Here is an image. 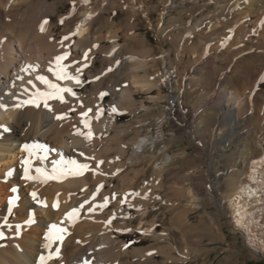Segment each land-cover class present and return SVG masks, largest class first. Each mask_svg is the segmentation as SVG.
<instances>
[{
  "label": "rangeland",
  "instance_id": "obj_1",
  "mask_svg": "<svg viewBox=\"0 0 264 264\" xmlns=\"http://www.w3.org/2000/svg\"><path fill=\"white\" fill-rule=\"evenodd\" d=\"M27 4L29 18L50 24L53 38L62 44L59 49L68 48L71 53L77 51L81 56L87 53L88 72L83 75L85 86H77L76 90L91 104L95 97L92 94L94 83L100 82L99 98L104 116L110 115L114 125L98 128L92 114L93 104L86 111L88 114L84 119L91 125V131L94 126L97 128L92 131L95 137L91 135L88 144L93 143V147L84 149L83 162L90 166L83 175H73L75 179L83 178L85 185L56 182L42 195V200L49 199L50 207L57 211L56 217L73 209L87 215L99 210L97 207L103 204L100 210L107 220L100 222L109 224L115 241L110 248L114 245L116 249V252L109 249L102 253L107 259L106 264H153V260L158 264H264V244L260 248L251 245L245 230L233 223L229 205L237 185L231 179V173L241 167L235 159L240 146L232 139L226 144L219 141L215 128L216 105L208 99L224 78L228 84L234 83V92L244 93L242 89L238 90L240 85L235 81L237 71L243 73L244 62L250 56L255 55L257 67L263 66L264 39L259 34L264 23V0L93 1L90 7L96 14L85 34V42L76 51L77 37H73L69 29L74 23L71 17L79 15L81 9L77 0H28ZM195 24L200 35L191 29ZM66 36L71 40L70 44L64 39ZM113 46L116 54L109 60L105 52ZM202 47L207 52L203 53L204 60L213 61L217 66L215 86L212 83L206 85L203 79L200 84L195 82L202 74L200 68L204 60L199 58ZM260 61L263 63H258ZM168 69L175 75H168L167 79L164 72ZM259 71L252 93L264 89V67ZM192 73L195 76H191ZM253 81L254 78L249 83L253 85ZM128 89L134 102L132 107L119 103L121 95ZM101 93L105 95L101 96ZM111 106L109 114L107 108ZM173 106L176 109L171 112ZM206 111L209 112L205 114ZM68 112L76 117L73 109ZM221 122L223 124V120ZM96 131L102 133L98 134V139ZM144 135L148 136V142L142 151L133 146L138 151L134 153L130 145L138 136ZM263 136L264 133L256 141L253 135L248 136L258 148L256 157L264 149ZM120 144L126 145L124 154L118 151ZM111 146H115L114 150ZM99 153H107L104 154L107 157L101 158L103 155ZM104 159L107 161L100 163ZM243 167L247 170L245 165ZM74 186L75 189L70 190ZM145 199L148 200L146 206L137 209L135 204ZM54 203L58 210L52 207ZM117 204L130 215L125 221L127 227L122 230L117 226L122 218L113 215ZM262 215L258 231L264 243V212ZM76 218L85 220L77 216L71 220ZM150 226L153 227L151 232L144 230ZM120 245L127 251L120 252ZM134 248L145 252L135 255L131 251Z\"/></svg>",
  "mask_w": 264,
  "mask_h": 264
},
{
  "label": "bare ground",
  "instance_id": "obj_2",
  "mask_svg": "<svg viewBox=\"0 0 264 264\" xmlns=\"http://www.w3.org/2000/svg\"><path fill=\"white\" fill-rule=\"evenodd\" d=\"M93 1L97 0H87V2H85V0H77V3H79L78 5L81 6L79 15L76 16L75 14L76 17H71L72 20L70 19L74 21V23L69 31L73 37H77L74 43L75 51L78 47H82V42H85L87 37L85 34L96 14L95 10L90 7ZM27 2L28 0H0V104L5 106L4 108H0V264H38L39 257L42 255L45 257L51 256L50 259H46L45 264H84L85 261L89 262V264H106L107 259L102 253L105 250L109 252V249H114V245L113 248H110L114 240L110 227L108 226L109 224L104 225L100 222L102 219H105V217L103 218V211L100 210L101 205L97 207L99 210L90 212L87 215H82L78 212L76 216L81 217V219L84 217V222L79 218L72 221L71 218L66 216V214L72 210L56 217L58 214L57 211L55 212L52 210L48 202L49 199L42 200V195L44 196V193L56 182L63 184L79 182V185H85L83 178L80 177L79 179H75L73 175L66 174L62 172L61 169L64 168L68 162L75 161L77 164H82L84 161V149L88 146L91 139L88 138V135L89 133L92 135L97 129L96 126H94L92 130L94 132H92L91 125L84 119L86 115L83 116L84 113H87L86 111L91 104L94 106L92 114L96 117L98 128L113 125V120L110 115L104 116L103 105L99 98L100 82L94 83L92 88L94 92L92 94H94L95 97L91 104L88 102L89 100L87 101L88 103L85 102L83 100L85 97L82 98V93L76 90L77 86H85L86 79L83 75L88 72L85 55L81 56L77 51L71 53L68 48H65L63 51L61 48L59 49L62 44L53 38L50 24H43L38 22V20L36 21L35 17H28V13L26 14L27 10H29V8L27 9V5L30 3L27 4ZM32 5L33 4H31V7ZM262 24L259 37L264 39V23ZM41 25H43V31H41ZM68 28L69 27H67V31ZM191 29L195 31L196 35H200L201 32H199L197 24L191 26ZM66 42L70 44L71 40L68 38ZM60 44L61 46H59ZM115 48L116 47L113 46L109 51L107 50L108 52H105L109 60H112L110 58L115 56ZM204 49L205 48L202 47V51L200 50L201 56L199 58L202 60L205 58L203 53H206ZM65 53L68 55L66 59L62 60L60 63L62 66H67L65 70L71 75L79 76V85L72 80H57L53 72L49 71L50 67L57 69L55 57L63 56ZM254 56L255 55H252L245 60L247 62H244L246 65L243 73L240 71L239 73L241 74H239L237 71L238 76H235L236 84L238 86L240 85V89L238 90L242 89L243 91L241 92H244L242 95L234 92L232 88L233 82L228 84L226 81L227 79L224 78L217 84L213 94H210L211 96L208 99L216 105L217 124L215 128L216 133H218L217 138L219 137V141L221 140L226 144L229 139H232L236 145L240 146L237 149L238 153L235 159L241 164V167L233 171L231 173L232 178L230 177L237 185L229 205L231 207L230 213L234 218L233 223L238 228H243L245 230L251 245L260 248V246L264 244L261 232L258 231L260 229L259 220L264 212V149L257 155L258 157H256L254 154L257 153L258 148L254 141L248 140V136L253 135V139L256 141L261 134L264 133V89L256 93L251 92V89L256 87L254 86V82L260 75L259 69L262 70L264 64L262 67L259 64L260 68L257 67V59H255ZM208 59L210 61L209 57ZM211 59L215 58L211 57ZM206 60L203 61V64L201 63L202 65L200 64L201 68H199L202 69V74L200 77L198 76V80L195 82L196 84H200L203 79L206 85L212 83L213 86H215L217 66L213 64V61L210 63ZM258 63H263V61ZM256 67L259 68L258 72ZM77 69L80 70L79 73H77ZM164 73V78L167 79L169 77L168 75H175L170 69L165 70ZM41 76L59 87L72 88L75 95L63 93V102L59 99H48V107L44 106L43 100L40 101L39 106L23 104V101L36 98L38 92L49 91L47 85L38 79V77ZM191 76H195V74L192 73ZM89 77L91 78L92 74L89 75ZM253 78V85H251L252 83L250 84L249 82H251ZM129 93L130 90L128 89L125 91V94L121 95L119 101V103L123 102L122 104L120 103L121 105L130 106L134 103ZM17 104H21L22 106L17 108L15 107ZM111 108L112 106L107 108L109 114H111ZM70 109L71 111L72 109L74 112L76 111V117L74 115H69L68 110ZM175 109L176 108L173 106L170 108V111L174 112ZM208 112L209 111H206L205 114ZM57 116L62 118L57 119ZM222 120L223 124L221 122ZM202 121L201 119L200 122ZM98 134L100 135L102 133ZM98 134L96 131L97 139ZM147 139V135L138 136L132 142V145H130L133 149L132 151L138 153L133 146L139 147L142 151V148L146 142H148ZM25 145L30 146L29 150H25ZM90 145L93 147V143ZM98 145L101 146L102 143ZM124 146L122 144L119 145L118 151L120 154H124ZM113 147L111 146L112 150H114ZM99 154L101 155L102 153ZM104 154L107 153H103V157L101 158L107 157ZM92 155H95L93 154V150ZM104 161L107 160H101L100 163H104ZM120 161L121 160H119V162ZM85 162L83 163L85 164ZM90 163L91 160L89 161V164ZM161 164L163 166L165 165L164 162H161ZM244 165L247 167V170L243 167ZM89 166L90 165H88V167ZM160 166L161 165H159L158 168ZM54 167L57 168L55 173L53 172ZM101 167L100 165V168ZM25 168H28L29 176L39 178L25 179ZM37 168L41 169L40 173H37ZM102 169L103 168L100 170ZM98 178H100V175ZM101 179L104 178L101 177ZM75 186L70 187V190L72 188L75 189ZM12 189H16V191L13 192ZM101 190L102 189H100V191ZM33 192L37 193V200L33 199L31 195ZM144 196L145 195H143V197ZM14 197V202L10 204L9 201ZM79 197L78 195V198ZM100 199L101 198H99V200ZM38 201H43L46 206ZM146 203H148V200H141L135 204V207L141 209L146 206ZM118 204L117 213L114 212V214H112L115 215V217L117 215L120 219L122 218V221L117 224L118 228L122 230L127 227L125 221L130 215L126 209L122 208V206L119 207ZM62 208L64 209V207ZM30 216L33 221L32 223L27 222ZM90 221L93 222L88 223ZM50 225H56L66 231L62 233V240L53 239L49 247L45 248L44 245L48 243L45 239V235L48 233ZM150 227H146L144 230L151 232L153 227ZM119 243L121 245L123 244L120 240ZM57 249H59L58 254ZM114 251L116 252V249H114ZM122 251L126 252L127 250L121 247L120 252ZM131 251L136 255L139 252L143 253L144 250H141V248H134ZM254 251H256V249ZM111 252L113 253V251ZM145 258H143V260ZM152 262L158 264L155 260Z\"/></svg>",
  "mask_w": 264,
  "mask_h": 264
},
{
  "label": "snow or ice",
  "instance_id": "obj_3",
  "mask_svg": "<svg viewBox=\"0 0 264 264\" xmlns=\"http://www.w3.org/2000/svg\"><path fill=\"white\" fill-rule=\"evenodd\" d=\"M85 2H87V0H85ZM45 24L47 23V21L44 22ZM61 23H63V20H61ZM79 27V25H78ZM44 28H43V25H41V31H43ZM64 39H68V37H64ZM67 53H65L63 56H57L55 57V62H56V65H57V69H53V68H49V71L53 72V74L56 76V79L57 80H72L74 81L76 84H80V79H79V76L78 75H71L69 72H67L65 69L67 66H62L61 65V61L66 59L67 57ZM85 56H87V53H85ZM79 69H77V73H79ZM39 80H41V82H43L44 84L47 85L49 91L47 92H38L36 94V98H33V99H30V100H27V101H23L22 103L23 104H33L35 106H39V103L41 100H43L44 102V106L45 107H48L47 105V100L48 99H59L61 100V102H63V93H68V94H71V95H75V93L73 92L72 88H69V87H59L57 86L56 84H52L50 81L46 80L44 77H38ZM264 79V78H262ZM105 95L104 93H101V96ZM22 105L21 104H17L15 105V107L19 108L21 107ZM5 106L0 104V108H4ZM113 111H115V108H113ZM83 115H87V113H84ZM57 119H61L62 117L60 116H57L56 117ZM88 138L90 139L91 138V133H89L88 135ZM29 147L28 145H25L24 148L25 150H29ZM33 147H36V146H33ZM88 168V165L86 164H77L75 161H71V162H68V164L61 169L62 172H65L66 174H71V175H82L83 174V171L86 170ZM37 173H40L41 172V169L37 168L36 169ZM57 171V168L54 167L53 168V172L55 173ZM39 177H31L28 175V168H25V179H38ZM52 178H55V177H52ZM42 182H46V181H42ZM13 192L16 191V189H12ZM32 197L34 200H37V193L33 192L31 193ZM15 200V197L9 201L10 204H12ZM39 203H41L42 205L46 206L44 204L43 201H38ZM107 202V201H106ZM105 202V203H106ZM104 205H102L101 207H103ZM53 208H57L58 205L56 203H54L52 205ZM81 207H83V205H81ZM92 209L90 208L89 211H91ZM78 213V209H73L71 212L67 213L66 216L68 218H73L77 215ZM28 223H32V219H31V216L29 217V220L27 221ZM110 223V221H109ZM66 230L63 229V228H59L57 227L56 225H50L49 227V231L48 233H46L45 235V239L46 241H48V243H46L44 245L45 248H48L50 243L52 242L53 239H56V240H62L63 239V236H62V233H64ZM127 246V245H126ZM59 253V249H57V254ZM51 256L49 257H45V256H40L39 257V261H38V264H45V261L46 259H50ZM84 264H89V262L85 261Z\"/></svg>",
  "mask_w": 264,
  "mask_h": 264
},
{
  "label": "crops",
  "instance_id": "obj_4",
  "mask_svg": "<svg viewBox=\"0 0 264 264\" xmlns=\"http://www.w3.org/2000/svg\"><path fill=\"white\" fill-rule=\"evenodd\" d=\"M207 53V52H206Z\"/></svg>",
  "mask_w": 264,
  "mask_h": 264
}]
</instances>
